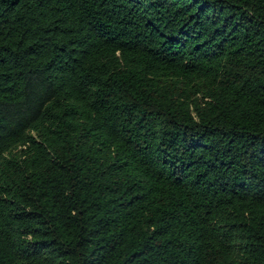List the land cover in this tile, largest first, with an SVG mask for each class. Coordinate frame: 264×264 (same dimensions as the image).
Masks as SVG:
<instances>
[{"label":"trees","instance_id":"16d2710c","mask_svg":"<svg viewBox=\"0 0 264 264\" xmlns=\"http://www.w3.org/2000/svg\"><path fill=\"white\" fill-rule=\"evenodd\" d=\"M0 264H264V0H0Z\"/></svg>","mask_w":264,"mask_h":264}]
</instances>
